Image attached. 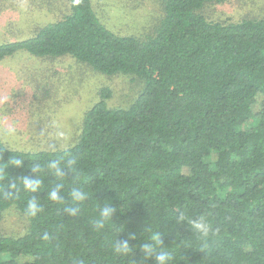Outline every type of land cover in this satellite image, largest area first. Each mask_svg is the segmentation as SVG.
I'll list each match as a JSON object with an SVG mask.
<instances>
[{
	"label": "trees",
	"instance_id": "16d2710c",
	"mask_svg": "<svg viewBox=\"0 0 264 264\" xmlns=\"http://www.w3.org/2000/svg\"><path fill=\"white\" fill-rule=\"evenodd\" d=\"M224 2L163 0L157 24L134 36L108 30L92 0H68L61 20L25 41L0 44V60L20 51L70 56L100 75L142 84L124 109L109 108L110 91L100 89L66 149L22 152L0 140L8 179L32 176L35 163L42 180L35 218L26 216L33 194L0 197V214L14 207L28 221L24 235L0 236V264H139L143 238L157 233L174 264H264V18L216 22L204 15L207 5ZM70 155L76 171L55 178L48 162ZM13 158L23 166H11ZM55 180L66 200L54 203L46 195ZM75 186L90 199L74 218L64 208ZM107 202L117 209L114 223L97 232L92 221ZM182 213L185 221L205 214L219 229L208 256L190 226L177 222ZM129 233L136 235L134 252L118 258L112 242ZM145 264H156L155 257Z\"/></svg>",
	"mask_w": 264,
	"mask_h": 264
},
{
	"label": "rangeland",
	"instance_id": "374dc122",
	"mask_svg": "<svg viewBox=\"0 0 264 264\" xmlns=\"http://www.w3.org/2000/svg\"><path fill=\"white\" fill-rule=\"evenodd\" d=\"M163 0H92L98 20L114 33L145 36L163 13ZM211 21L264 18V0H226L203 10ZM69 14L68 0H0V44L25 41ZM107 88L111 109L130 106L142 89L133 76L106 77L70 56L26 52L0 60V140L12 150H61L76 144L85 112ZM259 101L253 107L257 112ZM248 128V127H245ZM215 160V155L211 161ZM27 219L14 207L0 214V236H22ZM21 263L26 260L21 259Z\"/></svg>",
	"mask_w": 264,
	"mask_h": 264
},
{
	"label": "clouds",
	"instance_id": "9594fccd",
	"mask_svg": "<svg viewBox=\"0 0 264 264\" xmlns=\"http://www.w3.org/2000/svg\"><path fill=\"white\" fill-rule=\"evenodd\" d=\"M9 164L16 168H20L23 166V160L13 158ZM76 164L77 160L70 155L67 159L58 158L49 161L47 170L51 172L55 178L64 177V170H67L70 173L75 172ZM5 169H0V197L11 199L20 191L33 194L26 203V216L29 218L37 217L42 212V206L39 203V199L34 195L39 192L42 185V180L37 177V172L40 171L39 165L35 163L32 165V176H24L22 178H16L15 180L8 179ZM17 181L20 182L19 185L17 184ZM63 188L64 184L56 182L55 180L50 190L47 191L46 198L54 203L66 200L65 197L61 195ZM67 198L68 204L64 208V212L68 216L75 218L81 213L80 206L88 201L90 196L82 187L75 186L70 189ZM116 212L117 209L111 206L109 202L103 203L98 209V218L92 221L93 229L97 232H103L109 222L114 223L113 217ZM177 222H186L190 226L192 235H195L200 240V252H204L206 254L205 257L208 256L213 241L219 239V229L214 227L210 218L205 214H200L198 217L193 216L191 219L185 221L182 213ZM47 238V235H45V239ZM135 239L136 235L134 233H129L128 237L123 240L118 239L116 236L111 245L113 255L118 258H129L130 254L134 252V246H130L129 241ZM139 248L143 254L139 264H145V262L152 257H155L156 264H174L173 255L165 250L166 247L162 242L161 233H157L155 238H143ZM131 264H133L132 261Z\"/></svg>",
	"mask_w": 264,
	"mask_h": 264
}]
</instances>
